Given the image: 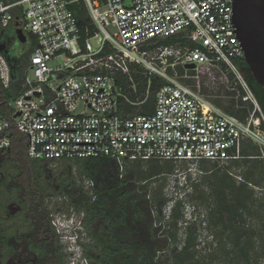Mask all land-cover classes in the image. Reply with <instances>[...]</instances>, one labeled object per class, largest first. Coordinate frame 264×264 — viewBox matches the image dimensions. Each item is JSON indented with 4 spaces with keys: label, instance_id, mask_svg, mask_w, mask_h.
Here are the masks:
<instances>
[{
    "label": "built area",
    "instance_id": "2783aa9c",
    "mask_svg": "<svg viewBox=\"0 0 264 264\" xmlns=\"http://www.w3.org/2000/svg\"><path fill=\"white\" fill-rule=\"evenodd\" d=\"M73 6L85 10V24ZM232 17L231 0H0V81L5 88L13 82L5 51L9 44L1 41L5 29L19 22L17 29L37 41L22 77L24 90L8 102L10 115L0 114V158L11 147L9 134L15 128L26 136L33 159L108 156L118 162L121 174L134 161L188 163L186 171L164 173L166 195L177 194L203 173L201 162L207 160L230 167L237 184L246 183L257 200L264 199V185L245 179L244 166L236 163L258 158L264 166V108L238 66L244 53ZM179 33L197 44H149ZM132 66L165 81L152 111L139 112L151 80L146 97L137 101L119 82V75L132 81ZM198 68L206 70L205 78L232 84L247 108L244 117L225 111L202 91L201 74L189 72ZM247 141L259 154L245 155ZM251 226L259 228L247 221L245 227ZM185 238L186 233L179 250Z\"/></svg>",
    "mask_w": 264,
    "mask_h": 264
},
{
    "label": "trees",
    "instance_id": "16d2710c",
    "mask_svg": "<svg viewBox=\"0 0 264 264\" xmlns=\"http://www.w3.org/2000/svg\"><path fill=\"white\" fill-rule=\"evenodd\" d=\"M73 10L79 23L85 24V10H80L76 6H73ZM14 24L18 23L14 22ZM36 43L35 39L34 46ZM177 43L191 46L197 44L185 33L149 42L151 47ZM34 46L30 49L31 53ZM11 65L13 73L11 87L5 88L0 81V114L5 116H9L11 112L8 102L24 90L22 77L29 64L22 65L16 60L11 61ZM238 66L264 108V87L254 79L244 59L238 61ZM132 69V81L127 75H119V82L124 86L130 99L137 101L146 97L151 80L150 95L143 109L140 110L152 111L154 95L165 81L157 75L145 76L140 69L135 70L134 66ZM179 70L183 72L184 69L179 66ZM193 71L190 70V73L194 74ZM133 84H137L136 90ZM236 95L237 91L231 90L225 97L210 99L225 111L244 117L247 108L243 107L241 99L236 98ZM9 135L12 145L0 158V173L3 176L0 178V232L3 227L2 214L5 200L18 197L21 198L20 204L33 227L54 235L56 230L51 223L52 211L46 204V197L49 195L46 193V183H51L53 178H46L45 183L41 180L44 167L53 162L29 157L26 136L17 129H11ZM247 148L255 152L257 147L248 143ZM78 162H82L79 176L92 183L91 192L84 190L83 186H77L75 180L68 182L65 179L62 180V187L59 190L70 197L69 206L65 209L66 213L72 209L77 212L84 211L83 227L92 242L89 249L86 248L88 243H84L83 253L88 257L89 251H95L96 264H212V261L220 255L224 257L225 264H259L260 258L264 255V199L257 200L253 189L246 183L236 184L227 168L222 172L216 168L219 163L207 160L201 162L203 169L201 182L210 186L209 193L216 204L215 208H210L209 211L210 223L218 228V234L227 236L232 243L235 250L234 259L226 246L219 247L218 253L198 258L196 236L199 226L195 221L189 222L185 227L186 244L182 250L174 248L164 259L158 257V252L167 251L168 240L171 237L174 239L178 237L177 223L184 218V212L181 209V201H178L169 218L172 227L167 228L165 224L157 225V218H164L163 207L168 198L162 196L159 190L151 191L150 194L147 182L171 172L174 166L172 160L150 159L130 162L126 165L123 174L120 172L118 162L108 156L72 160L73 164ZM241 162L250 164L242 173L245 179L264 185V166L261 161L258 158L245 157L236 163ZM210 163L216 169L207 172V165ZM8 164L12 165V170L8 169ZM144 181L146 183L143 184ZM15 182L18 184L14 185ZM201 182L194 185L195 194ZM198 195L202 197L203 193L200 192ZM246 213L255 218L252 225L260 223L259 228L245 227L249 218ZM164 228L168 229L167 234L162 235ZM172 229H175V232ZM165 259L168 260L166 263Z\"/></svg>",
    "mask_w": 264,
    "mask_h": 264
},
{
    "label": "rangeland",
    "instance_id": "374dc122",
    "mask_svg": "<svg viewBox=\"0 0 264 264\" xmlns=\"http://www.w3.org/2000/svg\"><path fill=\"white\" fill-rule=\"evenodd\" d=\"M17 25H11L8 28L5 29L1 41L5 42L8 41L9 45H6V54L9 57L11 61H18L22 65H28L30 62V54L31 50L30 48H26L25 46L21 43L19 39V35L17 34ZM108 29L112 32L114 29L112 27H108ZM35 37V36H34ZM36 39V38H35ZM8 51V52H7ZM238 63V61H237ZM52 65H56V63L52 62ZM194 70V74L198 73L201 74V82H202V91L210 98H219V97H225L231 90L234 92L236 91L235 89L232 88V84L229 82H226L225 79H221L219 77H210L208 76L205 78V75L203 72H205V69L198 68V69H191ZM190 72V71H189ZM193 74V75H194ZM207 74V73H206ZM188 82H192L193 77H188L187 79ZM17 94L16 96H18ZM136 111L138 110L135 109ZM139 112H142L141 110ZM250 143L249 141L245 142L244 144V153L245 154H259L258 148H256V151L254 152L252 149L250 150L247 148V144ZM241 166H244V169L242 170V173L245 169H247L250 164H243V162L240 163ZM8 169L12 170V165H7ZM82 167V162H78L77 164H73L72 160L70 161H65V160H60L53 162L50 165H46L43 170L42 178L41 180L45 183L46 178L50 177L53 178L51 183H46V193L49 195L46 197V204L48 205V208L52 211V214L50 215L52 220L51 223L53 227H55L53 221H55L56 224H58L57 221H60L66 216H68L65 211V209L69 206V201L70 197L68 195H64L61 193L58 187H62V180L65 179L68 182L76 181L77 186H83L84 190L88 191L89 193L92 190V184L86 179L82 178L79 176V170ZM216 168H219L222 171H225L226 168H230L227 165L219 164ZM212 163L207 165V172H211V170L216 169ZM176 169L179 170H188L189 169V164L188 163H174L173 169L171 172H174ZM227 170V169H226ZM206 171V169H205ZM204 171V172H205ZM1 174V173H0ZM149 184V192L150 194L152 193L151 191L159 190L162 196H167L166 193L168 192L169 186L167 185L164 174L160 175L159 177H156L152 179L151 181L147 182ZM236 183V182H235ZM53 184V185H52ZM237 184V183H236ZM56 186V187H55ZM180 186V185H179ZM182 189V187L180 188ZM210 186L207 183H202L199 185L198 192L192 196L193 201L195 202L196 206V215L192 219L196 220V223L199 226L198 229V235L196 236L198 238L196 249H197V256L198 258H203L204 256H209L210 254H215L220 251L219 247H224L226 246L228 248V251L230 253V256H234L235 250L233 249V245L229 240L227 239V236L223 234H218V228L215 225H212L210 223V208H215V200L214 198L210 195ZM202 192L203 196L200 197L198 193ZM61 209V210H60ZM182 212L184 211V207L181 208ZM191 211V208H188L189 213ZM208 212V213H207ZM65 214V215H64ZM247 221L249 223L253 224V216L250 214L246 213ZM157 218V217H156ZM16 224L19 226H26V221L24 218H21L20 216L15 218ZM246 221V222H247ZM170 219L165 217L163 219H158L157 218V225L160 224H165L168 227L171 228L172 224L170 223ZM186 222L184 221V218H182L178 223H177V228L176 232L178 237L174 239V237H171L168 240V249L164 253L162 251L158 252V257L164 259L166 254H169L170 251L174 248L179 250L177 248V243L181 242L182 238L185 236L186 233V228L184 227ZM260 223H257L259 225ZM166 228H164V231L162 232V235L167 234ZM175 232V229H172ZM165 233V234H164ZM227 235V233H226ZM60 243L62 244L61 248V253L63 254V260L65 261V264H71L72 261V256H71V251L68 248L67 241L63 239H59ZM63 240V241H62ZM83 251V250H82ZM220 254V253H219ZM235 257V256H234ZM233 257V259H234ZM224 257L220 255L219 258L215 259L212 261V264H225L224 263Z\"/></svg>",
    "mask_w": 264,
    "mask_h": 264
},
{
    "label": "flooded vegetation",
    "instance_id": "af4514ba",
    "mask_svg": "<svg viewBox=\"0 0 264 264\" xmlns=\"http://www.w3.org/2000/svg\"><path fill=\"white\" fill-rule=\"evenodd\" d=\"M24 38L25 44L19 36L25 49H31L35 44L34 36L24 32ZM0 176L3 178L2 174ZM16 184L18 182L14 185ZM20 203L21 198L18 197L5 200L2 214L3 227L0 232V264H65L61 253L62 244L57 234L53 235L51 232L48 234L33 227L31 221L27 220L26 212ZM18 216L25 219L26 226L16 224L15 218ZM91 242L88 237L85 242L88 243L86 248H90ZM89 253L90 256L86 257L88 264H96V252L91 250ZM167 261L165 259V263Z\"/></svg>",
    "mask_w": 264,
    "mask_h": 264
},
{
    "label": "water",
    "instance_id": "95a60500",
    "mask_svg": "<svg viewBox=\"0 0 264 264\" xmlns=\"http://www.w3.org/2000/svg\"><path fill=\"white\" fill-rule=\"evenodd\" d=\"M235 33L254 79L264 87V0H231ZM19 23V22H18ZM17 34L25 44L24 32ZM4 49V46L1 45ZM6 51V50H5ZM191 68L195 64L189 65Z\"/></svg>",
    "mask_w": 264,
    "mask_h": 264
},
{
    "label": "clouds",
    "instance_id": "9594fccd",
    "mask_svg": "<svg viewBox=\"0 0 264 264\" xmlns=\"http://www.w3.org/2000/svg\"><path fill=\"white\" fill-rule=\"evenodd\" d=\"M202 176L203 173H200L195 178L191 177L187 184L179 187L177 194L166 196L168 200L163 207V214L165 217L170 218L173 208L176 206L178 201H181L182 207H184V221L186 222L184 227H186V225H188L191 221L196 222V220L192 219V217H197L196 206L192 196L195 194L194 185L201 182ZM181 187L182 189H180ZM188 208H191L189 213H187ZM65 214L63 219L57 221L58 224L53 221L56 234L59 239L67 241L66 245H68V248L71 251V256L73 255L71 264H88L87 258L84 256L82 251L83 244L88 238L83 227L85 213L84 211L77 212L72 209L69 213Z\"/></svg>",
    "mask_w": 264,
    "mask_h": 264
}]
</instances>
